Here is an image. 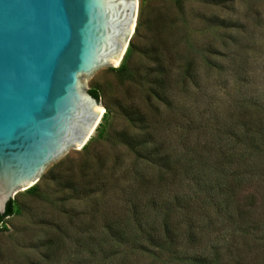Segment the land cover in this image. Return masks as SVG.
Listing matches in <instances>:
<instances>
[{"label": "rangeland", "instance_id": "1", "mask_svg": "<svg viewBox=\"0 0 264 264\" xmlns=\"http://www.w3.org/2000/svg\"><path fill=\"white\" fill-rule=\"evenodd\" d=\"M137 1L129 56L81 79L83 90L98 93V126L83 149L13 196L0 264H110V249L123 264H264V142L242 135L264 130V0ZM151 49L158 55L149 59ZM188 64L187 87L180 78ZM121 66L128 78L117 74ZM128 137L149 146L132 152ZM222 145H237L240 163L229 173L244 180L215 190L186 176L184 152L214 173ZM153 148L158 161H137V151ZM179 196L186 211L168 215L173 245L159 228H139L162 221Z\"/></svg>", "mask_w": 264, "mask_h": 264}, {"label": "water", "instance_id": "2", "mask_svg": "<svg viewBox=\"0 0 264 264\" xmlns=\"http://www.w3.org/2000/svg\"><path fill=\"white\" fill-rule=\"evenodd\" d=\"M137 0H0V215L69 151L103 112L82 78L117 68Z\"/></svg>", "mask_w": 264, "mask_h": 264}, {"label": "trees", "instance_id": "3", "mask_svg": "<svg viewBox=\"0 0 264 264\" xmlns=\"http://www.w3.org/2000/svg\"><path fill=\"white\" fill-rule=\"evenodd\" d=\"M136 32H137V28H136ZM130 46L131 45H129V49L126 52L125 58L129 56L128 53L130 50ZM149 52H150V53H148L149 59L154 58V56L158 55L157 49H151ZM186 67L187 68L184 71V73L181 75L180 80H181L182 85L188 87V85L192 84L191 81H192L194 74H193L192 65L190 66V64H188V66H186ZM117 74L122 79L128 78L130 76V73L125 69L124 66H121L119 68V70L117 71ZM161 75H162V71L159 69V71L157 72V76H156L157 78L155 79L156 84L154 85V83H151L153 86H158L162 82V77L160 79ZM161 89L163 91L164 87L163 88L161 87ZM88 93L94 99L99 101V96H98V93L96 91L89 90ZM151 94H152V92H151ZM153 95H156L155 98L158 101H165L164 97H162V93L154 92ZM243 108H245V107H243ZM127 119L131 122V124L133 126L134 125H140L142 123L140 118H134L131 115H127ZM257 134L258 135H256V134L253 135V133L252 134H242V135H244L248 139L251 137L252 140H254V141L257 140V141L264 142V130L257 133ZM122 136H123V139L125 141L126 136L125 137H124V135H122ZM131 138L128 137L129 143L128 142L127 143H128V146H130V149L132 152H135L136 148H138V147L146 150L147 147L149 146V143L140 142V141L137 142L136 138H133V137H131ZM227 138L231 141L235 140L234 138H233L234 140H232V136H231V138L229 136ZM234 142L236 143V140ZM238 146H240V145H238ZM236 147H237V145L235 147H232V148L226 147V149H225L224 146L222 145L220 148H218V150H220V151L217 153V155H218L217 160H214V164H213V169H215L214 173H212V172L209 173V170L207 169V167L205 165L206 163L204 161L195 160V158L197 159V156H199L198 154H195V157H193L191 155V153L184 152L183 163L185 164L184 171H185L186 176H188L190 180H194L195 181L194 183H196V184H198V182H200L199 180H201V179H203L205 181H211L210 183L212 185V188L214 186H216L215 190L217 188H218V190H221L220 187L224 186V182L226 180H229L230 178H235L236 181L241 182L244 179H241V177L236 178V176H235L236 174L234 173L237 170V163H240L237 161H239V158L241 157V155L238 154V150ZM139 148H138V151H139ZM138 151L135 154L137 156L138 162H142L143 164L148 165L149 163H154V162L158 161V160H155L156 158H158V154L156 153V150H154V148L152 149L151 153L149 152V153L144 154V150H143V153H140ZM215 157H216V155H215ZM178 160L181 161V158ZM162 161H164L163 163H161L162 166H165V164L167 163L168 160H166L164 157L162 159ZM161 168L165 169V167H161ZM231 169H234L235 171L229 173V170H231ZM176 200H177V203L175 204L176 208H172L171 204H170V205H167L165 207V209L162 210V212L160 214H162V213H164V214L162 215V221H158L159 225H157L158 222H155V221H151V222L144 221L142 224H140L139 228H144L147 226V228L149 229V231L152 234H156L158 231V228H159V230L161 232L163 231L164 235H166L165 238L162 239V241H164L165 244L167 242V244L173 245L172 243H174V239L171 236L172 225H171V221L168 218V215L172 214L173 211H180V212L186 211V209L184 207V205H185L184 199L181 196H179ZM180 209H182V210H180ZM12 214H13L12 200H10L9 203L7 204L4 215H0V226L3 223V220L7 217H10ZM139 232H141V231H139ZM119 235H121V234L118 233V236H117L115 233L113 236H115L116 240H118V239H120ZM156 238H157L156 240H158V241L160 240L159 234H157ZM131 241H132V243L138 242L136 237H133L131 239ZM98 251L99 250H97V252ZM78 252H81V251L79 250ZM103 255L108 257L110 264H123L122 261L115 260V258H113L114 255L115 256L117 255V251H115L113 249L108 250L107 254H103ZM99 263H101V262H99ZM102 264H104V263H102Z\"/></svg>", "mask_w": 264, "mask_h": 264}, {"label": "bare ground", "instance_id": "4", "mask_svg": "<svg viewBox=\"0 0 264 264\" xmlns=\"http://www.w3.org/2000/svg\"><path fill=\"white\" fill-rule=\"evenodd\" d=\"M101 111H103V110H101Z\"/></svg>", "mask_w": 264, "mask_h": 264}]
</instances>
